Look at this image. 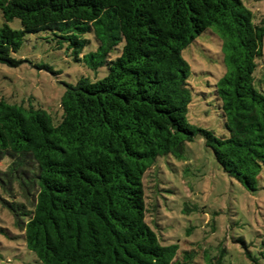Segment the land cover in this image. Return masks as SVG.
<instances>
[{
	"label": "trees",
	"instance_id": "trees-1",
	"mask_svg": "<svg viewBox=\"0 0 264 264\" xmlns=\"http://www.w3.org/2000/svg\"><path fill=\"white\" fill-rule=\"evenodd\" d=\"M0 12V64L18 67L12 55L25 36L46 33L75 62L106 69L66 86L57 122L0 100V200L39 263L182 264L177 246L163 245L146 222L143 179L197 135L229 178L257 190L264 19L244 0H0ZM207 35L222 69L213 85L220 136L188 121L192 69L183 52Z\"/></svg>",
	"mask_w": 264,
	"mask_h": 264
},
{
	"label": "rangeland",
	"instance_id": "rangeland-1",
	"mask_svg": "<svg viewBox=\"0 0 264 264\" xmlns=\"http://www.w3.org/2000/svg\"><path fill=\"white\" fill-rule=\"evenodd\" d=\"M257 21L264 19V0H244ZM4 20L0 12V26ZM9 26L21 30L19 20ZM212 35L197 39L183 52L192 74L190 124L224 134L223 122L213 96V85L222 74ZM18 67L0 64V100L46 110L60 119V99L68 84L80 77L102 79L106 69L92 71L73 60L64 44L46 33L28 34L12 55ZM256 78L264 74V47ZM50 68L49 70L43 67ZM7 162L0 163L4 170ZM146 222L163 245H176L182 264H264V167L257 190L249 192L229 178L214 161L203 138L187 143L180 157L159 158L144 179ZM15 201L23 202L16 193ZM0 198H6L0 190ZM12 201V199H11ZM0 264H41L27 250L22 232L0 200Z\"/></svg>",
	"mask_w": 264,
	"mask_h": 264
}]
</instances>
